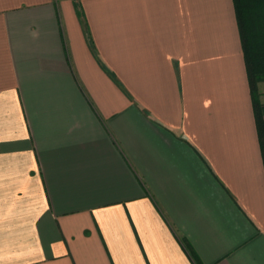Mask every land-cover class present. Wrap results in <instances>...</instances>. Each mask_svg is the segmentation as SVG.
Returning <instances> with one entry per match:
<instances>
[{
  "label": "crops",
  "instance_id": "1",
  "mask_svg": "<svg viewBox=\"0 0 264 264\" xmlns=\"http://www.w3.org/2000/svg\"><path fill=\"white\" fill-rule=\"evenodd\" d=\"M0 264H264L234 0H0Z\"/></svg>",
  "mask_w": 264,
  "mask_h": 264
},
{
  "label": "trees",
  "instance_id": "2",
  "mask_svg": "<svg viewBox=\"0 0 264 264\" xmlns=\"http://www.w3.org/2000/svg\"><path fill=\"white\" fill-rule=\"evenodd\" d=\"M234 4L264 160V105L258 90L264 81V0H234Z\"/></svg>",
  "mask_w": 264,
  "mask_h": 264
},
{
  "label": "rangeland",
  "instance_id": "3",
  "mask_svg": "<svg viewBox=\"0 0 264 264\" xmlns=\"http://www.w3.org/2000/svg\"><path fill=\"white\" fill-rule=\"evenodd\" d=\"M258 90H259V88H258ZM261 94H262V93H261L260 90H259L260 100H261ZM261 102H262V100H261ZM262 103H263V105H264V99H263V102H262Z\"/></svg>",
  "mask_w": 264,
  "mask_h": 264
}]
</instances>
